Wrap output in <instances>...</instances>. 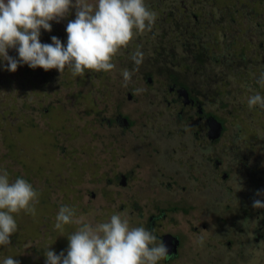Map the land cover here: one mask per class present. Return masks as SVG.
Wrapping results in <instances>:
<instances>
[{"label":"rangeland","instance_id":"1","mask_svg":"<svg viewBox=\"0 0 264 264\" xmlns=\"http://www.w3.org/2000/svg\"><path fill=\"white\" fill-rule=\"evenodd\" d=\"M246 2L248 0H145L146 6L156 15L152 26L154 37L148 31L136 35L129 46L113 58L115 68L110 72L73 76L66 68L61 76L56 69L46 72L42 68L31 69L21 65L12 73L5 70V62L0 60V170L8 172L10 182L22 178L30 183L38 193L39 201L35 204L34 216L23 211L13 214L17 231L10 237V245L0 246V264L8 256L17 260L18 264H46L45 249L48 247L57 255L61 252L66 255L68 236L79 225H65L63 233L55 229L56 216L62 206L74 208L77 217L83 216L92 223L105 222L111 215L121 214L122 218L129 219L130 226H143L149 230L147 217L173 205L186 209L187 213L170 212L153 228L157 235L179 236L182 246L178 258L170 257L159 264H264V209L253 207L254 199L264 201V178H259L263 177L264 162L259 164L258 160L264 157V110L259 106L250 110L247 103L248 98L256 93L264 96V88H260L254 80L262 74L259 68L264 67V57L262 60L253 57L250 63L246 60L245 66H238L236 74L234 72L229 80V91L234 89L233 95L229 101L218 102L225 107L211 108L226 121L227 126L226 132L219 138L218 156L223 163L220 174L227 173V169L234 165L246 170L237 197L251 195L246 204L250 207L247 208L251 217L250 236L242 235L238 229H229L227 225H217L229 223L231 216L221 210L222 213L214 217L212 209L204 204L203 197H187L185 200V192L181 189L184 187L190 191V188L199 187V182L184 180L177 175L179 171L176 173V170L168 168L166 174L177 175L174 177L176 184L168 192L164 188V180L157 176L163 172L156 165L141 163V168L136 170L133 161L136 147L148 146L147 143L155 139L153 136H157L155 132L159 134L164 121L161 119L151 125L145 123V112L151 111L148 107L153 102V98L146 96L156 91H150L143 79L125 86L122 76L127 69L132 72V81L135 73L149 71L148 66H158L162 61L163 58L158 59L148 49L158 44L168 50V46L173 45L166 43L163 32L168 29L161 21L169 11L176 17L183 16L185 9L188 14L195 10L200 15H215L217 9L223 13H236ZM75 12V8L71 9L64 19L74 20ZM51 24V32L41 29V43L51 44V37L55 36L66 46L67 23L61 20ZM233 30L237 31L238 27ZM173 36L179 40V33ZM204 40L211 46L212 42L216 43L208 38ZM174 47L179 53L177 57H181L178 44ZM137 49L143 52L144 62L138 71H133L126 62L132 60L131 56ZM215 50L217 53V47ZM239 50L238 47V54ZM234 52L237 53V50L234 49ZM9 55L19 58L14 49H9ZM177 73L182 81L187 80L183 70ZM242 73L247 79L239 78ZM155 81L153 88H165L161 87V81ZM129 92L134 97L132 103L127 99ZM120 103L123 104L122 114L135 123L132 129L122 132L115 125L110 129L103 124L105 119L112 122L116 118ZM180 113L172 108L166 111V133L183 126L193 127L186 113L182 115V120H178ZM201 133L205 136L204 129ZM136 135L141 138L135 141ZM204 141L208 139L205 137ZM136 143L142 144L136 146ZM248 143L252 146L250 151L245 150ZM242 159L246 160L243 162ZM256 165H260V169ZM132 169L135 170L134 184L128 181L127 186H120L116 198V190L109 187L106 179L117 178L120 173L127 175ZM254 171L259 173L258 177L252 176ZM230 177L233 180L235 176ZM168 181L167 177L166 183ZM254 183H257L256 192L253 189L249 191ZM225 186L220 187L221 190ZM201 191L206 192L205 188ZM257 191L262 195L256 196ZM134 203L139 209L134 207ZM231 206L232 209L240 207L236 202ZM203 225L206 230L201 228ZM195 226L198 228L196 231ZM255 232L259 234L257 239H253ZM228 240L232 241L230 245Z\"/></svg>","mask_w":264,"mask_h":264},{"label":"flooded vegetation","instance_id":"2","mask_svg":"<svg viewBox=\"0 0 264 264\" xmlns=\"http://www.w3.org/2000/svg\"><path fill=\"white\" fill-rule=\"evenodd\" d=\"M194 11L188 14V11L185 9V14L181 17L173 16L169 11L168 15H165L161 19L162 24H165V28L168 29V31L165 30V33L163 32L166 43L173 44L172 46H168L169 53L174 51L178 55L179 53L176 51V47H174L175 44H178L181 50L180 53L182 54L181 57L179 56L181 61L180 63L178 62V65L183 63L189 66V69L184 70L187 80L175 82V79H173L174 70L166 72L167 64L161 61L158 66H148L147 69H150L149 71H142L140 74L135 73V79L130 82L132 84L143 79L150 91H156L155 94L146 96L153 98V102L148 107V110L151 111L145 112V118H147L145 123L151 125L150 123L158 122L161 119L164 121V126L159 131V134L155 132L157 134V136H153L155 139L153 141L148 139L150 141V143H147L148 146L136 147L133 161L136 170L141 168V163L144 165L154 164L161 169L163 173L157 176L164 180L163 185L168 192L172 191V186L176 184L177 179L174 177H177V175L184 180L193 179L194 183L196 181L199 182V187H195L196 189L190 188V191H187L184 187L181 189L182 192H185L183 193L185 194V200L187 197H203L205 199L204 204L212 209L211 214L214 217L221 214V210L226 211L227 216H231L229 223L227 221L226 224L217 223V225L224 227L227 225L229 229H238L239 232H242V235L249 234L250 236L248 232L251 228V217L248 213L250 207H246V204L250 201L249 197L251 195L248 194L243 198L237 197L238 192L242 189L244 183L242 177H245L246 170L244 171V168L234 165L233 168L227 169V173L222 172L220 174L223 163L220 161L222 158L219 159L218 156L219 138L226 132L227 126L226 121L218 117L217 113L212 111L211 108L215 106L222 107L218 105V102L229 101L233 95L234 89L229 91V80L233 78L235 69L239 68L238 66H245V61L248 60V63H250L251 60H254L253 57H258L259 60H262L264 57V0H248V3L246 2L235 11L236 13H223V11L217 9L218 12L215 15H200ZM235 26L238 27L237 31L233 30ZM166 31L168 32L167 34ZM177 33H179V40H177L176 36L171 37V35ZM149 35L154 37V30L149 32ZM204 38L213 40L216 43L212 42L213 46H211L206 43ZM216 47L217 53H215ZM238 47L240 48L239 54L242 52V55L238 54ZM158 48L162 47L156 44L151 45L148 50H151L156 55ZM234 49L237 50V53L234 52ZM126 64H130L133 70L136 68L132 60L126 62ZM196 69L197 71L193 72ZM259 69L264 73V67L260 66ZM87 73H90V71L86 70L84 74ZM241 76L243 77L244 74L242 73ZM242 77L239 78L241 80L247 79L246 76L245 78ZM259 77H254L256 83ZM108 80L110 81V79ZM155 80L161 81L159 82L161 87H165L162 89L163 91L158 87L155 88V86L153 88V85L156 83ZM242 84L245 83L243 82ZM257 85L260 88H264L258 83ZM225 86H227L226 90ZM223 91L226 93H223ZM133 98L132 93L129 92L127 99L130 103L134 102ZM122 108L123 104H118L116 118L112 122L109 119H105L103 124L110 129L112 125H115L121 132L132 129L135 123L129 116L122 114ZM171 108L173 110L178 109L181 112L177 115L178 120H182L184 113L188 114L187 119L193 124V127L186 128L183 126L175 131L166 133V111H169ZM155 117L158 119L156 120ZM217 123L221 127L219 130L220 134L212 131L216 128L215 124ZM203 129L205 136L201 133ZM146 137L149 138L148 136ZM205 137L208 141H204ZM139 138L141 137L136 135L135 141ZM138 144L136 143V146ZM250 149H252V146L249 144L245 150L250 151ZM245 160L242 159L243 162ZM258 160L259 164H262L264 157H260ZM246 165L247 163L245 162V168ZM256 167L260 169V165H256ZM168 168L170 171L176 170V173L179 171V174H166ZM220 175V179L216 182ZM230 175L235 176L233 180ZM252 176L258 177L259 173L254 171L252 172ZM262 176L259 178H264V173ZM167 177L169 181L166 183ZM134 178L135 170L132 169L127 175L120 173L117 178H109L106 181L109 183L110 188L116 190L114 196L118 198L119 187L127 186L128 181L134 184ZM219 182L221 185H219ZM225 183L226 186L224 185ZM223 186H225V189L221 190L220 187ZM203 188H205L206 192L201 191ZM256 188L257 183H254L250 185L249 191L253 189V192H256ZM93 197L95 198V195ZM234 202L241 208L236 209L237 207H234L232 209L231 205ZM134 204V207L139 209L137 203ZM240 210L241 212L238 213ZM170 212L187 213L186 209H179L176 205H173V207L167 206L164 210L159 209V212L151 213L147 217V229L154 230L153 226L157 225V222L162 218H166V215ZM238 214L242 215L237 216ZM201 228L203 230L207 229L205 225L201 226ZM194 230L196 231L198 228L195 226ZM154 234L167 245L170 252L169 256L178 258L179 249L182 246V238L179 236L172 237L169 234L166 235V233L157 235L155 231ZM255 235L259 236L255 232L253 239H257ZM231 242L228 240L229 245ZM174 246H176L175 252Z\"/></svg>","mask_w":264,"mask_h":264},{"label":"clouds","instance_id":"3","mask_svg":"<svg viewBox=\"0 0 264 264\" xmlns=\"http://www.w3.org/2000/svg\"><path fill=\"white\" fill-rule=\"evenodd\" d=\"M75 8V19L66 26L67 45L51 37V44L41 43V29L51 32ZM156 15L145 0H0V60L5 70L15 73L21 65L44 71L56 69L61 76L69 69L73 76L85 71L110 72L115 68L113 58L127 48L134 37L151 32ZM18 53V59L9 55ZM138 71L144 54L137 49L131 56ZM125 86L132 72H122ZM257 83L264 87V73ZM140 91V90H137ZM249 109L264 110V96L256 93L248 98ZM262 193L257 191L256 196ZM38 193L22 178L10 182L6 170H0V246H8L17 231L13 214L22 211L36 213ZM255 209H264V201L253 200ZM79 228L68 236L67 254L57 255L45 249L46 264H159L170 258L167 245L154 230L130 226L128 218L113 214L105 222L92 223L77 217L74 208L62 206L56 216L55 229L61 233L65 225ZM203 238H201V243ZM3 264H18L8 256Z\"/></svg>","mask_w":264,"mask_h":264},{"label":"trees","instance_id":"4","mask_svg":"<svg viewBox=\"0 0 264 264\" xmlns=\"http://www.w3.org/2000/svg\"><path fill=\"white\" fill-rule=\"evenodd\" d=\"M63 20L67 24L70 21L68 19H63ZM153 26H154V24H153ZM156 55H157V58L158 59L163 58L162 61H164V63L166 62V64H167V66H166V72H168L169 70L170 71L171 70H174L175 74L173 75V79H175V82L181 80L180 79V76L178 75V73L176 71H182V70L184 71V70L189 69V66H186L183 63L181 65H178V62L180 63L181 60L177 57V55L174 53V51H172V52L169 53V51L167 49L158 48L157 51H156ZM195 57H197V56H195ZM195 71H197V69L196 70H193V72H195ZM219 105H221L222 108L225 107V105L223 103H220ZM263 215H264V211H263Z\"/></svg>","mask_w":264,"mask_h":264},{"label":"water","instance_id":"5","mask_svg":"<svg viewBox=\"0 0 264 264\" xmlns=\"http://www.w3.org/2000/svg\"><path fill=\"white\" fill-rule=\"evenodd\" d=\"M214 123H215V121H214ZM216 125V128L215 129H213L212 131H215V132H217V133H219V130H220V125H218V123L217 124H215ZM220 134V133H219ZM218 134V135H219ZM175 248H176V246H174V252H175Z\"/></svg>","mask_w":264,"mask_h":264}]
</instances>
